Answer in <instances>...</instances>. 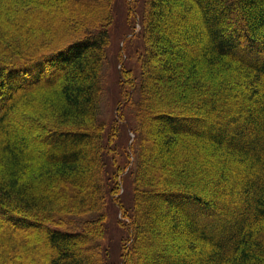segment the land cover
<instances>
[{
	"label": "trees",
	"instance_id": "obj_1",
	"mask_svg": "<svg viewBox=\"0 0 264 264\" xmlns=\"http://www.w3.org/2000/svg\"><path fill=\"white\" fill-rule=\"evenodd\" d=\"M61 1L0 0V219L13 225L0 223V264H264V0H145L119 256L104 244L119 181H104L100 119L113 0H72L66 26L29 22Z\"/></svg>",
	"mask_w": 264,
	"mask_h": 264
},
{
	"label": "rangeland",
	"instance_id": "obj_2",
	"mask_svg": "<svg viewBox=\"0 0 264 264\" xmlns=\"http://www.w3.org/2000/svg\"><path fill=\"white\" fill-rule=\"evenodd\" d=\"M61 3L62 1L56 2L53 11L49 14H43L44 16L37 14L38 18L30 17L29 22L39 28H46L49 25L56 26V23L66 26V24H70L78 18L75 2L66 0L63 2L64 7ZM171 3L178 6V10H181L182 0H171ZM144 5L145 0H113L112 3L113 22L109 28L111 42L107 48L100 110V119L108 123L104 141L106 146L104 151L106 165L103 174L104 181L107 186L110 185V180H112L114 174H116L115 179L119 181L117 190L112 192L108 190L107 194V200L110 204L107 206L104 244L110 254H117L118 251H121L122 243L129 237L130 218L126 215L128 213L126 209L132 211L131 208L134 205L131 174L136 147V118L131 101L134 91L132 83L138 81L141 72V56L144 52V43L141 36ZM168 9L167 6L166 12L169 11ZM171 56L170 53H157L156 59L162 62ZM180 94H182V100H187L190 92L184 88L180 90ZM12 119L15 120L13 121L15 125H18V123L26 124L20 114H14ZM32 134H25L26 142L29 145H36L37 148L43 147L44 144L41 141L36 142L33 140ZM206 158L213 157H203L201 160L195 161L194 167L196 170L201 167L204 168ZM207 175H210V182L206 187L211 188L214 181L211 178V171L207 170L203 173L205 178H208ZM112 197L115 198L114 203L110 202ZM0 223L3 229L6 230L11 229L13 226L10 220L0 219ZM162 224H164L162 219L156 216V225ZM173 239L180 240V235L175 236ZM116 256H119V253Z\"/></svg>",
	"mask_w": 264,
	"mask_h": 264
}]
</instances>
